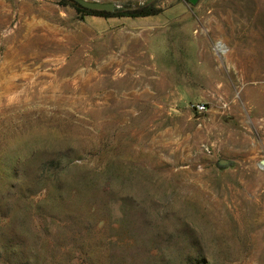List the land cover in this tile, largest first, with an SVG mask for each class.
<instances>
[{
	"label": "rangeland",
	"instance_id": "obj_1",
	"mask_svg": "<svg viewBox=\"0 0 264 264\" xmlns=\"http://www.w3.org/2000/svg\"><path fill=\"white\" fill-rule=\"evenodd\" d=\"M90 1L0 0V264H264V0Z\"/></svg>",
	"mask_w": 264,
	"mask_h": 264
},
{
	"label": "trees",
	"instance_id": "obj_2",
	"mask_svg": "<svg viewBox=\"0 0 264 264\" xmlns=\"http://www.w3.org/2000/svg\"><path fill=\"white\" fill-rule=\"evenodd\" d=\"M62 1L72 4L73 7L81 14V16L95 15V16H101V17H105V18H109V17L137 18V17H146V16L153 14V12L148 9V7H135L132 9L131 8L127 9L126 11H115V12L89 11V10L81 8L77 4L73 3L71 0H62ZM66 168H67V165H66ZM57 169H58V166H55L54 171H57Z\"/></svg>",
	"mask_w": 264,
	"mask_h": 264
},
{
	"label": "water",
	"instance_id": "obj_3",
	"mask_svg": "<svg viewBox=\"0 0 264 264\" xmlns=\"http://www.w3.org/2000/svg\"><path fill=\"white\" fill-rule=\"evenodd\" d=\"M73 3L77 4L83 9L89 11H105V12H115V11H126L127 7L118 6L111 2H99V1H90V0H71ZM151 0H148L147 3H150ZM229 164L227 160H220L217 162L218 167H225Z\"/></svg>",
	"mask_w": 264,
	"mask_h": 264
},
{
	"label": "built area",
	"instance_id": "obj_4",
	"mask_svg": "<svg viewBox=\"0 0 264 264\" xmlns=\"http://www.w3.org/2000/svg\"><path fill=\"white\" fill-rule=\"evenodd\" d=\"M204 109H205V106L204 105H202V104L196 105V110L198 112H202V111H204Z\"/></svg>",
	"mask_w": 264,
	"mask_h": 264
},
{
	"label": "bare ground",
	"instance_id": "obj_5",
	"mask_svg": "<svg viewBox=\"0 0 264 264\" xmlns=\"http://www.w3.org/2000/svg\"><path fill=\"white\" fill-rule=\"evenodd\" d=\"M216 30V29H215ZM240 62V61H239ZM242 66V65H241ZM7 68V67H6ZM8 69V68H7ZM245 71V70H244ZM244 73V72H243Z\"/></svg>",
	"mask_w": 264,
	"mask_h": 264
},
{
	"label": "crops",
	"instance_id": "obj_6",
	"mask_svg": "<svg viewBox=\"0 0 264 264\" xmlns=\"http://www.w3.org/2000/svg\"><path fill=\"white\" fill-rule=\"evenodd\" d=\"M136 19V18H135ZM141 19V18H140ZM139 20V19H138ZM149 37V36H148Z\"/></svg>",
	"mask_w": 264,
	"mask_h": 264
}]
</instances>
